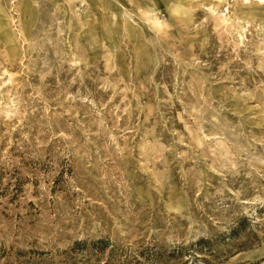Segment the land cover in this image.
<instances>
[{
    "label": "rangeland",
    "instance_id": "obj_1",
    "mask_svg": "<svg viewBox=\"0 0 264 264\" xmlns=\"http://www.w3.org/2000/svg\"><path fill=\"white\" fill-rule=\"evenodd\" d=\"M147 1L0 0V264H264V1Z\"/></svg>",
    "mask_w": 264,
    "mask_h": 264
},
{
    "label": "bare ground",
    "instance_id": "obj_2",
    "mask_svg": "<svg viewBox=\"0 0 264 264\" xmlns=\"http://www.w3.org/2000/svg\"><path fill=\"white\" fill-rule=\"evenodd\" d=\"M95 3L101 2V10L104 14V19L102 21L103 27H105V30L107 29V33H115L118 34L120 32L119 26L111 29L110 30V26L114 25V20L119 16V12H117L115 10V5L114 2H112L113 0H92ZM118 1H123V0H118ZM170 0H167L166 2H168ZM173 0H171L170 2H172ZM264 1V0H261ZM169 2L170 6L171 3ZM33 0H20V12H21V20H20V24L22 26V31L21 33L23 34H28L32 28V26L34 25L35 22V8H34V4H33ZM55 6L58 7V3L57 2H53ZM149 5V0L146 2V6L148 7ZM174 8V7H173ZM175 10V9H174ZM65 14V13H64ZM260 14L264 15V11L260 12ZM2 16L1 12H0V17ZM117 25V24H116ZM154 25H158L157 23H155ZM6 23L2 20H0V32L1 33H5V37L11 39L10 33L6 31ZM158 27H160L158 25ZM133 28H131L130 26L127 25L126 30L128 31L129 37L130 38H135V33L132 30ZM136 54L140 56V58H142V56L145 54L146 50L145 48L141 45V44H137L136 46Z\"/></svg>",
    "mask_w": 264,
    "mask_h": 264
},
{
    "label": "trees",
    "instance_id": "obj_3",
    "mask_svg": "<svg viewBox=\"0 0 264 264\" xmlns=\"http://www.w3.org/2000/svg\"><path fill=\"white\" fill-rule=\"evenodd\" d=\"M239 229H240V228H233V229L230 231V233H229V235H228V238H229V240H230L231 242L233 241V238H235V237L238 236V234H239ZM210 242H211V241L208 240V239L201 238V239L197 240L195 243L191 244V247H197V248H199V249L202 250V251L212 252L211 249H210V247H211ZM243 247H244V246H242V244H240L238 248H243ZM176 249H177V248H176ZM178 250L180 251L181 248H178ZM174 251H175V250H174ZM202 259H203L204 261H206L205 258H202ZM164 261H165V260H164V256H163L162 254H155V260L152 261L151 264H162V263H165ZM208 264H210V262H208Z\"/></svg>",
    "mask_w": 264,
    "mask_h": 264
}]
</instances>
